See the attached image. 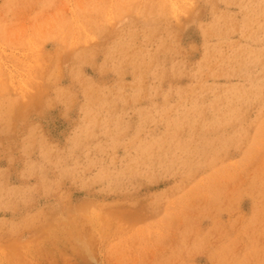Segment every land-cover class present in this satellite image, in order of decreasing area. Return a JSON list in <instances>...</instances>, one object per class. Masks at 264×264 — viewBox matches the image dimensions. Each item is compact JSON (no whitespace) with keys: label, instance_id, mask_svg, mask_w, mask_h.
Masks as SVG:
<instances>
[{"label":"rangeland","instance_id":"obj_1","mask_svg":"<svg viewBox=\"0 0 264 264\" xmlns=\"http://www.w3.org/2000/svg\"><path fill=\"white\" fill-rule=\"evenodd\" d=\"M0 264H264V0H0Z\"/></svg>","mask_w":264,"mask_h":264},{"label":"bare ground","instance_id":"obj_2","mask_svg":"<svg viewBox=\"0 0 264 264\" xmlns=\"http://www.w3.org/2000/svg\"><path fill=\"white\" fill-rule=\"evenodd\" d=\"M234 190V189H233ZM76 242V241H75ZM98 247V246H97ZM82 252V251H81Z\"/></svg>","mask_w":264,"mask_h":264}]
</instances>
